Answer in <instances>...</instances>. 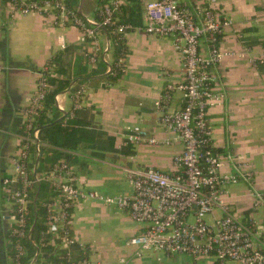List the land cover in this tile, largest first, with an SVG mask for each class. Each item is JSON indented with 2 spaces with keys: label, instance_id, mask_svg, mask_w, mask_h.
<instances>
[{
  "label": "crops",
  "instance_id": "crops-1",
  "mask_svg": "<svg viewBox=\"0 0 264 264\" xmlns=\"http://www.w3.org/2000/svg\"><path fill=\"white\" fill-rule=\"evenodd\" d=\"M75 1L80 13L93 18L104 0ZM178 1L183 7L192 8L205 0ZM8 3L0 0V264H14L10 235L13 220L1 189L2 180L13 175L10 158L21 143L27 118L24 111L35 92L38 71L54 57L63 54L62 68L73 70L72 82L55 97L62 113L59 120L72 115L75 95L81 88H85L86 96L77 115L74 112L77 124L70 129L76 132L67 141L76 149L42 142L41 157L36 159L33 152L30 163L34 171L40 168L37 174L49 173L57 157L53 153L63 152L66 158L59 161L65 159L77 170L81 186L87 191L131 196L134 189L127 178L129 170L154 167L167 174L175 173L174 159L183 150L176 135L160 125L161 114L155 102H161L163 111L169 113L186 105L183 93L176 88L183 73L172 38L131 33L122 58L124 71L113 81L105 64L95 69L88 65V46L77 41L79 30L75 26H56L53 18L39 14L11 21ZM216 9L231 18L233 25L220 41L221 48L232 55L213 69L218 77L215 89L225 98L208 113L212 142L216 152L232 154L239 163L249 164L253 172V183L231 186L225 203L242 221L264 225V202L257 206V194L264 196V63H260L264 54V0H217ZM102 41L108 42L107 35ZM201 51L204 56L209 55L206 45ZM113 54L114 50L112 62ZM58 66L52 67V79L65 80L57 71ZM53 118L54 114L48 111L46 118L41 119L44 127ZM134 127L146 130L160 141L159 145L127 144L126 137ZM41 185L44 205L54 193L49 182ZM38 195L39 192L37 198ZM72 215V233L83 245L72 248L75 263L88 259L90 264H120V259L126 258L131 264H216L213 258L195 260L189 255L167 256L153 251L136 256V248L128 241L145 227L134 222L127 212L98 200L77 203ZM53 246L46 258L60 250L66 252L58 240Z\"/></svg>",
  "mask_w": 264,
  "mask_h": 264
},
{
  "label": "built area",
  "instance_id": "built-area-1",
  "mask_svg": "<svg viewBox=\"0 0 264 264\" xmlns=\"http://www.w3.org/2000/svg\"><path fill=\"white\" fill-rule=\"evenodd\" d=\"M140 1L144 9L140 26L118 24L117 17L122 15L129 0H110L102 4L99 16L93 18L68 8L62 0H11L8 3L11 21L39 14L53 18L59 27L75 26L79 30L77 41L88 46L90 67L95 69L103 63L109 74L113 72V37L118 35L126 40L131 33L143 32L172 38L183 73L176 88L186 101L185 107L174 113L164 112L162 103L155 102L161 114L160 125L183 144L181 154L174 159L177 171L167 174L154 167L129 170L127 178L133 186V195L104 196L84 189L77 170L65 159L58 161L46 175L30 169L32 151L36 159L41 157V133L36 121L45 108L44 102L52 90L50 79L54 77L50 63L39 70L35 92L24 111L25 134L20 136L19 149L10 158L13 175L4 177L1 186L13 220L11 238H19L12 243L14 264H21L26 255L20 239L31 237L27 217L33 203L31 192L44 181L51 184L54 195L43 205L48 230L40 243H33L37 252L30 264H38L41 248L56 240H60L66 250L62 264H90L88 259L75 263L72 253L74 246H83L72 233V210L77 203L89 200L125 211L134 222L145 227L141 234L128 241V245L136 248L138 257L153 251L167 256L189 255L195 260L213 258L216 264H264V225L242 221L225 203L231 186L253 183L252 168L245 162L239 163L232 154L216 152L208 119L209 111L225 98L215 89L218 77L213 69L232 55L221 48L220 41L232 27L233 20L218 12L217 0H205L192 8L181 6L178 0ZM111 27H115L113 32ZM103 35L108 37L106 44H103ZM60 44L66 48L62 40ZM203 45L209 49L208 56L202 54ZM122 63L123 59L119 61L123 68ZM260 63H264V54ZM85 96V88L76 93L74 112L82 107ZM126 142L136 146L160 143L140 127L130 129ZM257 202V206L264 202L262 194H257ZM207 217L211 218L210 222L206 221ZM120 264L131 262L122 258Z\"/></svg>",
  "mask_w": 264,
  "mask_h": 264
},
{
  "label": "trees",
  "instance_id": "trees-1",
  "mask_svg": "<svg viewBox=\"0 0 264 264\" xmlns=\"http://www.w3.org/2000/svg\"><path fill=\"white\" fill-rule=\"evenodd\" d=\"M11 1V0H6ZM36 1H43V0H36ZM109 0L102 1L101 5L104 4ZM129 4L123 9L122 15H119L118 24L125 23V24H133L135 26L142 25V14H143V6L140 0H129ZM64 2V1H63ZM66 6L70 9L77 10L75 8L77 1L75 0H65L64 2ZM78 11V10H77ZM98 13V12H97ZM99 16L98 14L96 17ZM115 27H111L110 31L113 32ZM114 41V62H113V72L112 74H108L111 80H116L121 74L120 72L123 71L122 66L120 67L119 61L123 58L126 52V40H122L121 37L118 35L112 38ZM116 42V43H115ZM63 54H59L54 57L50 61V65L53 67L54 65H59L57 71L61 73L66 79L65 80H55L50 79V83H53L54 88L49 92L44 102V110L37 118V126L41 128V140L42 142H48L49 144L57 147H64L67 149L74 150L76 147L74 145L68 144L67 141L72 139L73 134L76 132L75 130H71L70 128L76 126L77 120L76 115L77 111H75V116L67 115L63 118V120H59V116L62 113L56 107L55 97L58 93H61L66 87L70 85L73 79V70H66L62 68V60ZM89 65V63H88ZM123 65V64H122ZM90 66V65H89ZM63 79V78H62ZM52 85V84H51ZM49 112L54 114L53 120L49 121V125L45 126L42 123V118H46V114ZM72 131V132H70ZM25 134L24 129L21 130V135ZM43 150V149H42ZM34 151H32L33 153ZM54 164L52 168L48 171L51 172L55 165L58 163L61 157H65L64 153L54 152ZM69 158V156L67 155ZM66 158V157H65ZM67 158V159H68ZM41 160V159H40ZM30 169L32 170L33 167L30 164ZM40 172V168H37V173ZM46 175V174H45ZM39 192L38 198L37 193ZM44 185H37L31 192L33 203L30 206L28 212V222L29 226L31 227L30 239L24 238L20 239L21 244L24 246L26 250V255L21 259V264H30L31 260L34 257V254L37 252V248L34 247L33 243L37 242L40 243L41 239L44 237V233L47 232L48 228L46 226L47 223V211L43 207V198H44ZM12 240L16 242L19 238L13 237ZM60 240H58L59 242ZM61 242V241H60ZM53 244L47 247L41 248L42 255L38 258V264H62L65 262V254L66 252L60 250L57 255L46 258L45 254H51L53 250ZM15 253V252H14Z\"/></svg>",
  "mask_w": 264,
  "mask_h": 264
},
{
  "label": "rangeland",
  "instance_id": "rangeland-1",
  "mask_svg": "<svg viewBox=\"0 0 264 264\" xmlns=\"http://www.w3.org/2000/svg\"><path fill=\"white\" fill-rule=\"evenodd\" d=\"M84 13H87V10H85ZM235 187H236V186H235ZM232 188H233V187H232ZM210 219H211L210 217H207V218H206V221H207V222H210ZM190 221H191V222L194 221L193 217L190 218Z\"/></svg>",
  "mask_w": 264,
  "mask_h": 264
},
{
  "label": "water",
  "instance_id": "water-1",
  "mask_svg": "<svg viewBox=\"0 0 264 264\" xmlns=\"http://www.w3.org/2000/svg\"><path fill=\"white\" fill-rule=\"evenodd\" d=\"M45 257H49V256H45Z\"/></svg>",
  "mask_w": 264,
  "mask_h": 264
}]
</instances>
